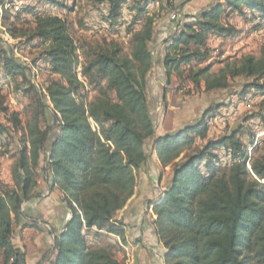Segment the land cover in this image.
<instances>
[{"label": "trees", "instance_id": "16d2710c", "mask_svg": "<svg viewBox=\"0 0 264 264\" xmlns=\"http://www.w3.org/2000/svg\"><path fill=\"white\" fill-rule=\"evenodd\" d=\"M16 1L0 0L4 19L21 9H17ZM38 1L54 6L60 3ZM150 1L163 0H132L127 6L132 17L129 27L142 23L132 37L127 58H121L124 48L118 41L106 40L87 48L78 44L67 20L58 15L36 14L34 26L26 29L18 28L16 22L10 24L11 31L19 29L17 37L28 35L29 39L49 42L43 57L45 67L59 78L49 81L46 95L34 85L24 90L34 98L29 106L30 120L23 128L28 139H24L13 166L15 187L0 193V264H28L26 253L13 243L14 224L23 217V203L37 196L44 154L53 187L63 193L72 216L55 234L48 257L35 264H123L114 246L101 244V238L112 234L125 237L123 223L116 215L135 192L137 173L148 159L147 141L156 134L148 101V75L154 65L151 45L156 36V15H146ZM128 2L96 0L113 26L123 23ZM234 13L259 20L255 30L260 29L264 0H215L182 31L167 38L166 43H173L164 58L169 82L174 70L183 80L188 77L183 73L184 65L211 58L210 36L231 38L240 31L229 22ZM81 50L86 60L79 69L82 77L100 90V96L90 102L84 94L85 80L79 70L76 72ZM0 67L6 77L28 80L27 66L1 43ZM210 70L207 66L189 75L197 88L201 85L198 75ZM240 76L255 79L245 84L241 95L250 89L264 94V52L260 58L246 55L240 65L225 66L206 80L205 88L227 89L231 80ZM218 108L209 107L198 122L156 141L159 159L164 166H172L170 185L155 204L167 264H250V259L264 264V154L253 160L255 178L249 181L242 131L235 129L216 139L208 137L207 119ZM51 113L58 122L56 129L46 124ZM10 121L18 130L23 125L18 112H12ZM196 139L206 143L179 159L183 146L195 144ZM219 148L241 158L226 177L216 175L215 151Z\"/></svg>", "mask_w": 264, "mask_h": 264}, {"label": "rangeland", "instance_id": "374dc122", "mask_svg": "<svg viewBox=\"0 0 264 264\" xmlns=\"http://www.w3.org/2000/svg\"><path fill=\"white\" fill-rule=\"evenodd\" d=\"M37 1L38 0H18L19 4H17L16 7L17 9H21L19 11L10 12L6 19L3 17V12L0 11L1 46L11 49L13 56L28 68V80H25L23 76H19L15 79L6 77L0 67V186H3L0 187V193L4 189L8 190L9 188L12 189L15 187L13 166L17 161L18 152L24 144V139H28V136H25L23 128H26L30 120L29 116L31 113L29 106L32 103L34 94L27 95L24 90L34 85L39 90L40 94L46 95V88L49 81L59 78L58 76H53L51 70L45 67L46 63L43 57L49 42H45L42 39H29L28 35H19L17 37L15 35L19 34V29H17V31H11L10 24L16 22L15 24L18 28L26 29L34 26L36 14L58 15L67 20L71 33L78 44L87 48L89 45H96V43H101L106 40L109 42L112 40L118 41L124 48L121 58L130 57L132 37L142 25V23H139L132 28L129 27L132 17L127 11V6L132 5V0H129L124 7L121 19L123 23L120 26H113L110 21L105 19L106 11L102 10L103 7H100L96 3V0H59L60 3L55 6L52 2L38 1L37 3ZM214 2L215 0L150 1L148 13L146 15H156V36L151 45L152 50H156L157 40L165 38L164 41L166 42L167 38L178 31H182L187 22L194 21L196 16L204 9L210 7ZM25 7L29 8L28 12L24 9ZM229 22L237 26L240 30L234 37L224 38L218 35L210 36L208 48L211 50V58L205 62H195L193 65H184L182 67L184 70L183 73L188 77H186V79L183 78V80L174 70L172 79L170 82L167 81L166 84L167 98L163 101L161 100L162 102H159V104H155L153 96H156V93L152 91L150 94L148 92V100L152 102L151 110L154 109L155 111L154 115H152L155 127H159L161 121L164 122L168 118L172 128H176L169 133H174L188 124L198 122L209 107H221L207 119L208 137L216 139L230 134L235 129H240L242 131L241 139L246 144L247 152V156L244 160L247 167L248 180L251 181L255 178L252 172V162L264 154V94L255 89H250L245 95L240 94L245 89V84L254 81V78L240 76L231 80L229 88L215 91H207L205 82L214 77V75L225 66L240 65L243 57L246 55H253L256 58H260L264 52V24L260 29L255 30L256 23L260 21L251 19L249 16L245 18V16L238 13L231 15ZM172 45L173 43L169 42L166 48H169L170 51ZM79 55V65L76 68V72L79 68L82 69V64L86 61L83 50L79 51ZM207 66H211V70L208 73L198 75V78L201 80V85L197 88L189 75L199 72L200 69L206 68ZM82 80L84 81L85 78L83 77ZM84 82L86 102L98 98L100 96L99 88L97 89L86 80ZM47 98L48 101H50L49 97ZM159 105L160 108H158ZM4 109H7V111H4ZM12 112H18L22 119L23 125L19 130L15 128L10 121ZM46 124L53 126L55 129L58 127V122L55 120L52 113L49 115V122H46ZM46 124L43 123L42 126ZM3 127L7 129L3 130ZM205 143L206 140L196 139V143L193 145L185 144L183 146L184 152L179 159H181L185 153H192ZM151 144L156 150V142H151ZM150 145H148L147 149ZM215 154L217 155L216 175L218 176H228L231 167L236 162L241 161V158L232 157V154L225 148L217 149ZM201 170L203 172L206 171L204 165H202ZM169 179L171 182L172 166L170 177H168L167 180ZM167 180L166 182H168ZM168 186L164 189H159L161 198L164 196ZM148 210L152 218L155 217L157 220L155 205L149 204ZM116 220L123 223L122 219L116 217ZM21 221L22 219L14 224V243L18 244L17 239L21 237L22 244H25L26 247V255L31 257L34 255L37 256V254H35L38 252L37 238L43 236L41 241L42 244H44V246L46 244V246L42 247L43 251L41 256L43 258L48 256L50 249L54 247L55 238L50 236L49 231L35 232L34 235H26L23 233L24 229L28 226L31 227L34 221L29 220V222L24 224L22 229L19 230V225L23 223ZM46 227L50 229L48 226ZM123 227L125 229L124 238L117 234L113 235L116 237L118 236L122 244H128L124 246L128 248L129 254L127 255V251L124 249V256L122 259H119L120 247L113 245L114 250L117 258L121 260L123 264H134L137 250L133 242L126 241V226L124 223ZM112 237L113 236L109 235L106 238H101V244H120V241L117 243L113 242ZM50 244H53L51 248L49 247ZM166 252L167 248L165 254ZM249 256L251 257L252 253L249 252ZM163 262L167 264L166 259ZM250 264H256V261L250 259Z\"/></svg>", "mask_w": 264, "mask_h": 264}, {"label": "crops", "instance_id": "0c3cea01", "mask_svg": "<svg viewBox=\"0 0 264 264\" xmlns=\"http://www.w3.org/2000/svg\"><path fill=\"white\" fill-rule=\"evenodd\" d=\"M164 40L165 38H162L156 42V50L153 49L154 65L149 74L148 92L149 94L152 91L156 93V96H153L155 104H159V102L167 98L166 84L168 76L164 66V57L166 55V45L168 43ZM148 101L151 108L152 102L151 100ZM158 108H160V105ZM151 112L152 115H154V109L151 110ZM169 122L168 118L164 122L161 121L159 127L156 128L155 136L147 141L146 151L148 159L137 173L135 192L127 205L118 212L116 216L118 219H122L126 226V241L133 242L137 250L134 264H164L163 261H165L166 248L157 234L156 218H152L148 209L149 204L155 205L160 201L161 193L159 189H164L170 182V179H167L171 174V165H163L157 155V151L151 144V142H156L159 137L169 133L175 128H172ZM148 145L150 146L147 149ZM39 173L40 175L37 180L38 185L35 190L37 196L23 204L22 211L24 214L21 221L23 223L19 225L18 229H22L23 225L31 220L34 221V223L31 222L32 226H28L24 229V234L34 235L35 232L49 231L50 236L55 238V234L62 231L66 222L72 215L67 204L63 201V193L58 188L53 187L52 171L48 168L46 154L45 157L44 155L42 156ZM166 180L168 182H166ZM45 225L50 229H47ZM111 236H113V242L117 243L120 241V244L110 245H117L120 247L118 258L122 259L125 252L124 249H126L127 255L129 254L128 248L124 246L128 244H122L118 236L116 237L113 234ZM42 237L43 236H39L37 238L38 252L35 253L37 256L34 255L31 257L26 255L28 264H35L44 259L41 253L43 251L42 247H45L46 244L45 246L42 244ZM17 240L18 244H15L13 241L14 245L23 252H26V247L25 244H22L21 237H18ZM89 240L91 241L92 238H89ZM50 245L49 247L51 248L53 244Z\"/></svg>", "mask_w": 264, "mask_h": 264}, {"label": "bare ground", "instance_id": "6f19581e", "mask_svg": "<svg viewBox=\"0 0 264 264\" xmlns=\"http://www.w3.org/2000/svg\"><path fill=\"white\" fill-rule=\"evenodd\" d=\"M78 72H79V76H80L81 78H83V77H82V73L80 72V70H79Z\"/></svg>", "mask_w": 264, "mask_h": 264}, {"label": "built area", "instance_id": "2783aa9c", "mask_svg": "<svg viewBox=\"0 0 264 264\" xmlns=\"http://www.w3.org/2000/svg\"><path fill=\"white\" fill-rule=\"evenodd\" d=\"M17 4H19V2H18V1H16L15 5H17ZM79 69H80V68H79Z\"/></svg>", "mask_w": 264, "mask_h": 264}]
</instances>
